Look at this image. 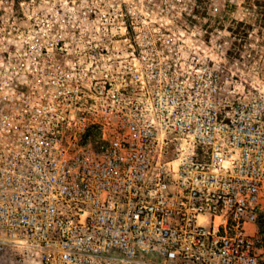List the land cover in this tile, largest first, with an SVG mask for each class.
I'll use <instances>...</instances> for the list:
<instances>
[{
    "label": "built area",
    "instance_id": "obj_1",
    "mask_svg": "<svg viewBox=\"0 0 264 264\" xmlns=\"http://www.w3.org/2000/svg\"><path fill=\"white\" fill-rule=\"evenodd\" d=\"M14 8L0 7V252L264 264V35L240 48L196 7Z\"/></svg>",
    "mask_w": 264,
    "mask_h": 264
},
{
    "label": "rangeland",
    "instance_id": "obj_2",
    "mask_svg": "<svg viewBox=\"0 0 264 264\" xmlns=\"http://www.w3.org/2000/svg\"><path fill=\"white\" fill-rule=\"evenodd\" d=\"M0 7H116L119 12H126L129 19L137 8L147 18L185 19L187 7H196V18L204 20L206 26L213 23L225 32L230 30L231 37L242 38L238 42L240 48L244 38L264 35V0H0ZM261 226L264 231V220ZM11 256L0 252V264H13Z\"/></svg>",
    "mask_w": 264,
    "mask_h": 264
}]
</instances>
